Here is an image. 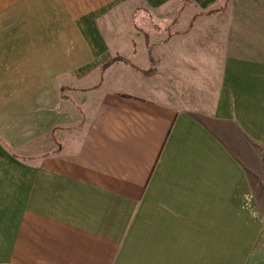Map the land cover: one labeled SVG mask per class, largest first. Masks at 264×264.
Listing matches in <instances>:
<instances>
[{
    "label": "crops",
    "instance_id": "0c3cea01",
    "mask_svg": "<svg viewBox=\"0 0 264 264\" xmlns=\"http://www.w3.org/2000/svg\"><path fill=\"white\" fill-rule=\"evenodd\" d=\"M121 1L0 0V82L41 56V11L94 49ZM126 1L129 64L112 65L159 85L133 73L128 96L86 103L62 85L51 149L21 157L0 137V264H264V0ZM142 6L165 28L141 29Z\"/></svg>",
    "mask_w": 264,
    "mask_h": 264
},
{
    "label": "rangeland",
    "instance_id": "374dc122",
    "mask_svg": "<svg viewBox=\"0 0 264 264\" xmlns=\"http://www.w3.org/2000/svg\"><path fill=\"white\" fill-rule=\"evenodd\" d=\"M133 9L134 6L126 0L105 9L103 15L97 18L98 34L101 33L102 41L94 49L89 42L77 41L78 26L54 24V19L61 16V11H41V22L46 23L40 27L41 56L18 58L19 72L8 74L7 83L4 80L0 82V137L13 145L21 144V150L17 148V155L26 157L35 151L43 153L54 146L51 135L41 132L42 125L48 124L49 116H55L57 121L63 117V110L69 106V101H64L62 95H70L72 88L78 91L76 98L86 97V103L87 97H94L96 92L103 91L102 96L109 99L113 93L128 96L133 73L136 83L144 81L152 87L159 85V72L155 77L146 78L140 72L123 66L124 63L112 65L114 58L128 56V50L131 49L134 28L129 17ZM149 14L144 12L143 6L136 11V22L141 29L156 34L165 28L158 15ZM136 35L141 38L140 34ZM23 37L26 38V35ZM20 40L9 42L8 45L14 44L19 53H26L30 48L25 41ZM136 44L138 49V40ZM21 46H24V51H20ZM155 50L159 53V47ZM135 59L141 63V58ZM104 61L108 64L104 68L106 72L102 86L97 90L90 89L98 84V75L101 73L99 67ZM3 67L2 59L0 70ZM62 85L71 89L62 91ZM37 124L39 128L33 129V125Z\"/></svg>",
    "mask_w": 264,
    "mask_h": 264
},
{
    "label": "trees",
    "instance_id": "16d2710c",
    "mask_svg": "<svg viewBox=\"0 0 264 264\" xmlns=\"http://www.w3.org/2000/svg\"><path fill=\"white\" fill-rule=\"evenodd\" d=\"M118 60L124 61L125 63L129 64V61L127 59L123 58V57H117V58L113 59V62L118 61ZM151 61H152L151 68L148 71H145V73L147 75L154 74L156 72L157 68H158V59L155 58V57H152V55H151ZM107 64L106 63L104 64V68H106Z\"/></svg>",
    "mask_w": 264,
    "mask_h": 264
}]
</instances>
